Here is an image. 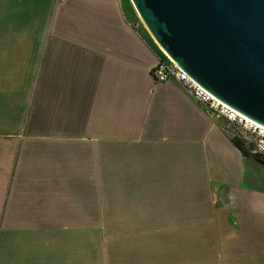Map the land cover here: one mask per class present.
Here are the masks:
<instances>
[{
    "label": "crops",
    "instance_id": "0c3cea01",
    "mask_svg": "<svg viewBox=\"0 0 264 264\" xmlns=\"http://www.w3.org/2000/svg\"><path fill=\"white\" fill-rule=\"evenodd\" d=\"M129 0H0V264H264V195Z\"/></svg>",
    "mask_w": 264,
    "mask_h": 264
},
{
    "label": "water",
    "instance_id": "95a60500",
    "mask_svg": "<svg viewBox=\"0 0 264 264\" xmlns=\"http://www.w3.org/2000/svg\"><path fill=\"white\" fill-rule=\"evenodd\" d=\"M154 41L194 80L264 124V0H132Z\"/></svg>",
    "mask_w": 264,
    "mask_h": 264
},
{
    "label": "built area",
    "instance_id": "2783aa9c",
    "mask_svg": "<svg viewBox=\"0 0 264 264\" xmlns=\"http://www.w3.org/2000/svg\"><path fill=\"white\" fill-rule=\"evenodd\" d=\"M142 22L144 23L143 20ZM158 47L160 48L159 45ZM160 50L164 55L158 58L152 68L153 78L159 83L175 79L209 116L219 122L226 132L230 133L228 128L233 126L237 130V134L231 136H238L249 153L251 152L264 160V124L254 119H248V116L225 102H219L218 97L207 93V88L194 80L174 59H170L171 56L167 52L161 48Z\"/></svg>",
    "mask_w": 264,
    "mask_h": 264
},
{
    "label": "rangeland",
    "instance_id": "374dc122",
    "mask_svg": "<svg viewBox=\"0 0 264 264\" xmlns=\"http://www.w3.org/2000/svg\"><path fill=\"white\" fill-rule=\"evenodd\" d=\"M129 3L131 5L132 9H135L137 16L141 18L140 14L138 13L136 8L134 7L135 4L133 3V1L129 0ZM228 131L230 132L229 133L230 135H236L237 134V130L233 126H230L228 128ZM235 138L240 139L238 136H235ZM243 147H244V145H243ZM249 156L256 157V155L252 154L251 152H250ZM246 170H247V183H248V180L252 184L255 183V185H256V188H254L255 192L261 193L264 195V163H262L258 159H257V162H254V160H252V158H250L249 161H247V163H246Z\"/></svg>",
    "mask_w": 264,
    "mask_h": 264
},
{
    "label": "trees",
    "instance_id": "16d2710c",
    "mask_svg": "<svg viewBox=\"0 0 264 264\" xmlns=\"http://www.w3.org/2000/svg\"><path fill=\"white\" fill-rule=\"evenodd\" d=\"M152 43L154 46H156L159 50L160 48L158 47V45L152 40ZM160 53L161 55H164L163 52L160 50ZM233 138V141H234V144L241 150V152L243 153V155L245 156H249L250 153L243 147V143L241 142L240 139H237L235 137H232ZM256 158L261 161L262 163H264V160L258 158V156H256Z\"/></svg>",
    "mask_w": 264,
    "mask_h": 264
},
{
    "label": "bare ground",
    "instance_id": "6f19581e",
    "mask_svg": "<svg viewBox=\"0 0 264 264\" xmlns=\"http://www.w3.org/2000/svg\"><path fill=\"white\" fill-rule=\"evenodd\" d=\"M160 46V45H159ZM160 48L162 49V50H164L161 46H160ZM165 51V50H164ZM166 52V51H165Z\"/></svg>",
    "mask_w": 264,
    "mask_h": 264
}]
</instances>
